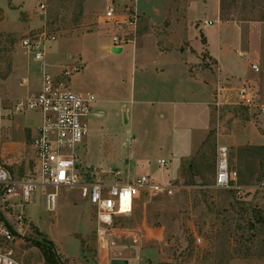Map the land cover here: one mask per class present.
Returning a JSON list of instances; mask_svg holds the SVG:
<instances>
[{
    "label": "rangeland",
    "instance_id": "374dc122",
    "mask_svg": "<svg viewBox=\"0 0 264 264\" xmlns=\"http://www.w3.org/2000/svg\"><path fill=\"white\" fill-rule=\"evenodd\" d=\"M7 1L0 0V104L7 106L29 84L36 85V80L23 84L33 60L20 47V40L30 30L49 29L57 38L47 47L48 61L61 65L59 75L66 69L68 87L92 93L103 111L102 116L88 120L86 144L77 150L79 172L92 175L84 180L125 182L148 175L156 183L174 185L170 195L140 194L130 214L115 217V229L103 241L95 235L93 208L81 199L76 187L57 189L54 213L45 211L43 195L36 190L31 202L7 209L10 222H15L18 213L23 217L20 226L14 224L25 250L19 258L14 249L17 259L22 264H39L41 252L29 241L38 239L53 243L56 264H111L112 260L127 264H264V145L223 140L240 128L238 119L250 116V131L264 133L252 111L235 97L240 82L246 81L264 104V0H137L142 20L136 42L145 36L137 43V72L153 56L155 39L165 35L173 40L166 43L161 39L163 46L174 44L182 50L188 48L193 55L200 53V66L212 73L210 79L219 73V83L229 87L222 104L215 106L210 80L189 103L178 101L173 116L157 114L156 105L150 106L138 96L130 102V56L114 54L94 41L81 57L85 63L78 62V35L92 34L99 41L108 37L106 27L97 22L107 0H88L85 17L84 0H13L18 10ZM40 2L45 3L41 15L37 13ZM204 21L212 24L205 26ZM56 44L60 47L53 49ZM210 50L222 53L219 72ZM250 63L257 64L258 72ZM208 106L213 108L210 135L219 132L222 140L206 138L200 152L184 160L173 177V161L161 168L158 160L170 158L175 144L197 137L198 130L190 133V129L193 122L201 123ZM220 145L228 149L240 192L214 186L215 153Z\"/></svg>",
    "mask_w": 264,
    "mask_h": 264
},
{
    "label": "built area",
    "instance_id": "2783aa9c",
    "mask_svg": "<svg viewBox=\"0 0 264 264\" xmlns=\"http://www.w3.org/2000/svg\"><path fill=\"white\" fill-rule=\"evenodd\" d=\"M37 13H45V3L40 2ZM142 15L137 10V0H110L105 10L97 16V22L108 30L109 50L134 44L139 37ZM205 26L211 21H204ZM57 36L51 30H30L20 40V47L34 62L39 63L40 81L35 91H28L7 106L4 116L34 113L40 122L37 134L32 140L35 171L25 177H14L7 168L0 165V264H22L14 253L18 233L14 224L20 226L22 214L10 222L8 208L21 207L34 199L39 190L43 195V208L47 212L57 209V189L76 187L82 199L91 204L96 223L95 235L99 241L107 239L115 228L117 215L130 214L140 194L145 196L170 195L172 183H156L148 175H140L125 182H104L98 179L84 180L89 173L78 170L77 150L85 144L88 134V120L96 116L95 96L92 93L74 91L66 82L69 72L54 75L45 66L47 47ZM258 72V66L250 63ZM26 80H23L25 83ZM229 89L217 83L213 92V104L219 106ZM238 104L252 111L254 120L261 125L264 121V104L259 102L257 90L246 81L240 82L235 90ZM166 159H159V167L168 165ZM91 177L92 175L89 174ZM214 186L241 191L237 171L229 164L226 146H217L215 153Z\"/></svg>",
    "mask_w": 264,
    "mask_h": 264
},
{
    "label": "crops",
    "instance_id": "0c3cea01",
    "mask_svg": "<svg viewBox=\"0 0 264 264\" xmlns=\"http://www.w3.org/2000/svg\"><path fill=\"white\" fill-rule=\"evenodd\" d=\"M88 0H84L82 6L84 7V12L82 15L85 17L88 10ZM110 0H107V4ZM6 3L12 7L13 10H18L17 5L13 0H8ZM106 4V6H107ZM87 6V7H86ZM105 6V7H106ZM105 10V9H104ZM89 14V13H88ZM60 29L61 26V15L59 16ZM78 40L81 42L78 46H76L77 55H80L78 62L80 64H84L81 60L82 55L84 57L89 52V49L92 45L100 44V47H108L109 48V40L108 37L101 41L96 40L92 34L90 36L86 35H78ZM145 36H141L144 38ZM92 38L93 41H89ZM139 39V40H140ZM161 39H164L167 43H172L171 36L162 35L159 36L158 40H156V46L154 48V54L148 62H143L140 64V71H136L137 59H138V47L137 43L135 44H127L124 45L121 49L120 53H124L127 57H131L132 64L130 69V78H131V87H130V102H135V96L144 98L145 101L150 106H155V112L161 116H173V111L175 110V106L178 101L182 103H189L193 98H196L198 94L202 93L203 87L209 85V81L211 80V94L213 89L219 83L218 76L219 73L214 75V80L210 79V75L212 73L207 72L200 66V58L197 53L193 55L190 53L188 48L181 49V46H163L161 44ZM55 48H59L60 45H54ZM52 46H50L51 48ZM209 49V47L207 46ZM51 50V49H50ZM59 50V49H58ZM211 51V55L217 61L218 72L221 71V65L218 64V58L222 53L220 50H217L215 53ZM116 54V53H114ZM118 54V53H117ZM53 55H55L53 53ZM144 55V53L142 54ZM145 57V56H144ZM51 58V57H50ZM76 59V58H75ZM30 60H32L30 58ZM150 61V62H149ZM30 70L28 77L25 78L26 82L24 85L29 84L30 81H37L36 85H31L26 87V92L22 95L15 97V99L23 97L28 91H35L39 87L40 81V73H39V65H37L34 61L31 62ZM45 66L51 73L54 75L58 74V68L61 66L59 64H53L48 61L47 53L45 55ZM83 68V67H82ZM221 73V72H220ZM224 73L220 76V78L224 77ZM216 77V79H215ZM251 76H249L250 78ZM248 78V77H247ZM246 80V78H245ZM211 94L210 100L211 102ZM14 99V100H15ZM94 109L96 111V116L93 118H98L103 115V111L98 106L97 98ZM206 104L207 102H201ZM2 107L1 114L6 113L5 106L0 104ZM205 113H203V120L201 123L193 122V126L190 129V133L192 130H198V135L196 138L184 139L179 144H175L172 147V151L170 152V158L167 160L171 164L175 174L173 177L177 175V171L180 168L182 162L188 158L194 157L198 152H200L202 143L206 138H211L214 141L222 140V137L219 136L218 133H214L210 135L211 125L213 123V115L211 106L206 107ZM36 116V119H35ZM253 117V116H252ZM239 121H242L239 124L238 129L232 130V134H229L223 139L225 142L233 143V144H250V145H264V133L258 131H250V127H253L251 116L248 118H240ZM236 121V120H235ZM39 116L34 113H25L18 114L14 116H4L0 119V165L7 168L9 172L14 177H25L31 175L35 169L34 162V150L32 147V140L37 134V128L39 126ZM264 127V121L261 124ZM237 127V126H236ZM257 130V129H256ZM201 133V134H200ZM189 135V134H188ZM187 135V136H188ZM210 136V137H209ZM187 138V137H186ZM86 144V139L85 142ZM180 150V152H178ZM30 153V154H29ZM198 156V155H197ZM164 159V158H160ZM31 164V165H30ZM82 199V198H81ZM82 206L85 203H81ZM92 208V207H91ZM24 242L21 239H17L14 248L19 255V258L24 256ZM39 264H46L42 258V254L40 255Z\"/></svg>",
    "mask_w": 264,
    "mask_h": 264
},
{
    "label": "trees",
    "instance_id": "16d2710c",
    "mask_svg": "<svg viewBox=\"0 0 264 264\" xmlns=\"http://www.w3.org/2000/svg\"><path fill=\"white\" fill-rule=\"evenodd\" d=\"M29 241L40 250L46 264L57 263L58 259L54 250V245L50 240L29 239Z\"/></svg>",
    "mask_w": 264,
    "mask_h": 264
},
{
    "label": "water",
    "instance_id": "95a60500",
    "mask_svg": "<svg viewBox=\"0 0 264 264\" xmlns=\"http://www.w3.org/2000/svg\"><path fill=\"white\" fill-rule=\"evenodd\" d=\"M110 51L117 54L121 52V48H111ZM111 264H127V262L125 260H112Z\"/></svg>",
    "mask_w": 264,
    "mask_h": 264
}]
</instances>
